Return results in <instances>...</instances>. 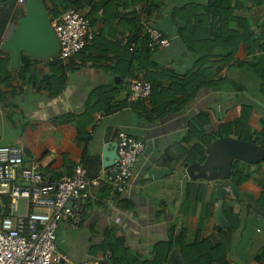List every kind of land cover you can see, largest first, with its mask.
Wrapping results in <instances>:
<instances>
[{
    "label": "crops",
    "instance_id": "obj_1",
    "mask_svg": "<svg viewBox=\"0 0 264 264\" xmlns=\"http://www.w3.org/2000/svg\"><path fill=\"white\" fill-rule=\"evenodd\" d=\"M65 1L73 4L75 0L46 1L47 10H53L48 14L51 21L65 11ZM106 1L83 0L78 7L100 34L69 63L63 64L66 83L60 95L50 97L43 88L42 82L54 74L47 59L26 54L31 59L26 78L31 80L24 83L9 63L12 84H0V145L24 148L25 141L26 149L29 145L41 154L46 153L40 166L49 178L72 173L80 161L88 177H93L110 167H104V158L111 153L107 147L117 142L119 132L142 139L146 147L133 168L128 192L113 195L102 187L96 191L95 200L76 203L75 208L84 212L83 224L88 217L95 219L89 215L91 212L98 214L100 206L107 205L111 211L107 219L109 226L104 228L102 236L110 228L142 257L152 258L154 246L171 239L174 245L164 264H188L182 244L197 242L206 243L201 250L210 264H264V94L261 93L264 0H115L107 10L106 6L101 8ZM149 1L155 2L156 7L144 15ZM22 3L0 0V16L1 12H7L0 43L18 26L25 10ZM187 5L202 7L204 13L208 9L210 19L214 13L218 28L222 15L226 9L230 10L233 19L229 29L242 35V40L247 42L245 48L253 49L252 52L247 56L243 51L229 58L228 47L219 46L205 55H201V47L196 46L195 51L188 49L178 34V27L184 21L176 18V11ZM137 15L145 16L142 24L154 26L170 38L168 47L153 45L150 57L157 66L155 71L165 76H158L162 88H169L177 76L182 81L187 74L197 78L204 74L202 70L213 74L188 101L174 103L161 114L151 113L149 98L137 101L127 98L128 80L140 73L136 68L133 75L127 76L124 68L125 40L135 32L131 20ZM205 26L207 33H211L210 26ZM212 39V42L222 41ZM195 43L198 45L199 41ZM6 56L11 61L10 53L0 54L1 59ZM202 58L205 63L201 68L198 61ZM216 78L227 80L213 85ZM103 87L116 91L113 108L123 101L128 105L110 114L96 113L92 123L84 127L90 139L80 140L75 134L78 115L84 111L89 94ZM240 105L252 109L242 129L238 121ZM54 117L65 120L52 122ZM191 129L197 134L190 133ZM202 141L209 148L200 160L196 150ZM32 162L33 158L24 160L26 165ZM233 174L246 179L236 185ZM6 198L0 194V219ZM229 219L238 225L226 250L223 243L222 246L218 243L220 231L226 229ZM62 226L57 233V248L67 255L58 242L62 241ZM103 257V253H97L96 258Z\"/></svg>",
    "mask_w": 264,
    "mask_h": 264
},
{
    "label": "built area",
    "instance_id": "obj_2",
    "mask_svg": "<svg viewBox=\"0 0 264 264\" xmlns=\"http://www.w3.org/2000/svg\"><path fill=\"white\" fill-rule=\"evenodd\" d=\"M144 17L142 15V21ZM51 22L61 50L47 61L56 58L64 64L69 63L100 33L75 8L63 11ZM144 29L152 45L168 47L171 44L170 38L158 28L144 25ZM127 85L131 89L128 101L148 99L152 94V84L141 72L130 78ZM145 147L142 139L119 132L118 160L113 166L88 177L87 169L80 161L72 174L52 179L42 172L38 164L24 163L22 146L0 145V184L7 186L0 190V194L9 199V203L3 206L0 219V264H100L101 258L76 262L59 252L58 229L65 224L78 230L83 224L81 210L75 208V204L69 206L71 201L95 200L96 191L103 186H107L113 195L126 194L130 189L133 168ZM110 255L108 251L104 258Z\"/></svg>",
    "mask_w": 264,
    "mask_h": 264
},
{
    "label": "trees",
    "instance_id": "obj_3",
    "mask_svg": "<svg viewBox=\"0 0 264 264\" xmlns=\"http://www.w3.org/2000/svg\"><path fill=\"white\" fill-rule=\"evenodd\" d=\"M46 1L47 0H44V3H46ZM81 1L83 0H75L73 4L65 1L64 3L65 6L63 8L64 10H68L71 8L78 9V7L81 6ZM85 1L88 3L92 2V0H85ZM114 1L115 0H107L106 2H103L101 4V8L105 9L106 6V10H107V6L115 3ZM25 3L26 0L23 2V5ZM96 7L97 5L94 6V8ZM155 7H156V3L153 1L152 2L149 1L148 5L145 8L144 15L149 14L153 9H155ZM204 10H205L204 8L199 6L187 5L182 10L176 11V18L180 21H184L183 25L178 27V34L179 36H181L188 49L195 51L196 46L201 47L203 48V50L201 51V55H205L206 53L210 52L211 50H214L219 46L228 47L230 49L228 54L229 58H235L236 55L242 54L243 51L244 53H246L247 56L250 54V52H252L253 49L247 50V48H245L247 42L242 40L241 38L242 35L240 36L236 33V31L233 32L229 29V23L233 19V17L230 15V10L226 9L224 15L218 14V15H222V18L220 20L221 27L219 28L216 26L218 24V20L215 19L214 17L215 14L212 13L214 16L213 19H210L211 12L207 9V12L204 13L203 12ZM114 11L118 12V9L115 8ZM47 12L48 14L53 13V10L48 9ZM200 14H205V15L201 17ZM24 15H25V10L23 9L22 17ZM193 20H195L196 23H193ZM208 20H210V23L208 22ZM131 23H132V29L135 30V32L131 36L127 37L125 43L126 49L124 52V57L127 60V64L124 65L125 74L128 71L127 76H131L133 75L135 69L138 68L139 71L143 73V76L146 80H148L149 82L152 81L151 82V84L153 83L152 94L149 97L151 101V105L153 107V111H151V113L161 114L166 109L171 108L172 104L174 103L181 102L184 104L185 101H188V99L193 97V95L195 94V90L199 88L200 85L203 86L210 78V76H213L212 71L204 72V70H202L204 74L197 75V78H195V75L187 74L184 76V79L181 81L180 78L177 76L173 78L169 88L167 89L162 88L159 85L158 76L161 77H165V76L163 74H158L157 71H155L154 68L157 69V66L155 65V62L150 60V57L153 54L154 50L152 48L153 45L150 42L149 35L145 32L144 24H142V16H138V15L135 16L131 20ZM205 25L210 26L211 33L209 34L211 37L207 33L208 30ZM97 36L94 37L92 40L96 39ZM212 37L215 40H222V41L212 42L210 41ZM224 39L227 41L224 42L223 41ZM195 40L199 41L198 45H196ZM132 45H133V49L131 50L130 48ZM1 53H6L7 55H9V53L5 52L4 50H0V54ZM20 59H21L20 67L17 70H15V72L18 75L19 81L24 83L31 80L29 77L26 78L27 72L30 70L31 67V61H30L31 59H29V57H27L25 53L21 54ZM48 62L50 64V69L54 72V74L50 77H47L42 82V85L43 88H45L49 92L50 97H56L62 93L66 83V75L64 73V65H63L64 63L57 60L56 58ZM9 63H10V56H6V58H2V59L0 58V84H8L9 86H11L12 80L10 77L11 70H9ZM198 63L202 68V65H204L205 63L204 58L200 59ZM135 64H137V66H135ZM262 78H263V85L261 89L263 91L261 93L264 94V73L263 76L261 75V79ZM224 80L227 79L225 78ZM224 80L220 79L219 81L217 79V81H214L212 84L218 85ZM179 94H182L180 98L177 97V95ZM115 95H116V91L108 87L95 89L89 94V97L84 103V111L78 115L79 122L78 124L76 123L75 125V132H76L75 134L80 140L88 141L90 139V136L86 133L84 127L92 123L94 119V115L96 113L104 112L105 114H110L114 112V110L128 105L126 101H123L122 103L119 104V106L113 108L111 106V103L113 102ZM182 106L183 105H179V107ZM251 111L252 109L249 105L247 106L240 105L239 107L240 114L238 117L240 129L244 128V124H246L247 119H249L251 115ZM198 117L200 118L201 116ZM52 119H53L52 122H57V121L65 120V117H61V118L54 117ZM85 119H87L86 122H84L85 124H80L82 121H85ZM191 130L192 131H190V133L197 134V131H195L194 129ZM204 139H206V137H204ZM208 148L209 146L208 145L205 146L204 141H202L201 147H198L196 150L197 158H200V160H202L205 157V153L208 150ZM45 157H46V153L41 154L37 150H35L33 146L28 145L24 160H30V158H33L34 163L40 166V163ZM233 177L236 181L235 182L236 185L246 179V176H237V174L236 175L233 174ZM103 187L109 190L107 186H103ZM8 203H9V199L8 198L4 199V204L7 205ZM80 212L83 217L84 212L82 211ZM228 222L230 223L226 227V229L220 231L221 242L218 243L219 246H222L224 244L223 246L225 247L226 250L229 247L232 235L238 225L237 222L236 224H233V220L231 219H229ZM173 245H174V241L171 239H168L167 241L164 242H159L154 246L153 257L146 258V257H142L140 252L133 250V248L130 246H127L125 243V239L123 237L116 236L114 234V231L112 232L108 230L107 233L104 235L103 240L100 243L93 245V247L95 248L93 254L97 255L98 252H101L103 253V255H105L108 251L111 253L109 258L103 257V260L100 261V264H164L171 253ZM205 245L206 243L204 242H197L194 245L182 244L183 256L186 262L188 264H210V262L204 257L205 252L201 250ZM225 249L224 252L226 251Z\"/></svg>",
    "mask_w": 264,
    "mask_h": 264
},
{
    "label": "water",
    "instance_id": "obj_4",
    "mask_svg": "<svg viewBox=\"0 0 264 264\" xmlns=\"http://www.w3.org/2000/svg\"><path fill=\"white\" fill-rule=\"evenodd\" d=\"M2 50L11 54L10 67L16 70L20 67L22 53L37 59H48L60 53L61 44L52 26L44 0H26L25 15L20 19L12 35L7 38ZM129 95L131 89L128 87ZM25 138V137H24ZM24 141V153H26ZM111 152L104 158V167L113 166L118 160L117 142L107 147ZM80 200H73L68 205L74 206Z\"/></svg>",
    "mask_w": 264,
    "mask_h": 264
},
{
    "label": "rangeland",
    "instance_id": "obj_5",
    "mask_svg": "<svg viewBox=\"0 0 264 264\" xmlns=\"http://www.w3.org/2000/svg\"><path fill=\"white\" fill-rule=\"evenodd\" d=\"M25 5V4H24ZM23 6V3L21 4ZM7 12H1L0 16V41L3 37L4 30H5V21L4 18L6 16ZM10 37V34L7 35V38ZM3 43H0V50H2L1 46ZM1 188H7L6 185H1ZM84 209V207H83ZM40 211V209H36ZM111 211L109 206L107 205H101L100 206V212H91L89 215L95 217L90 218L88 217L86 219L85 224L80 228V230H74V229H67L65 224H62L64 226L60 229V234L62 237V241H58L60 244L59 246L61 249L71 258V260H75L77 262L80 261H86L90 259H96L95 254L93 252L95 251V248L93 245H96L97 242L103 240V232L104 228L109 226L107 219L108 215H110ZM110 231L113 232L109 228ZM103 260V259H102Z\"/></svg>",
    "mask_w": 264,
    "mask_h": 264
}]
</instances>
